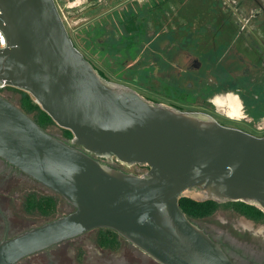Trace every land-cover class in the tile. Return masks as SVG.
Returning a JSON list of instances; mask_svg holds the SVG:
<instances>
[{"label": "water", "instance_id": "1", "mask_svg": "<svg viewBox=\"0 0 264 264\" xmlns=\"http://www.w3.org/2000/svg\"><path fill=\"white\" fill-rule=\"evenodd\" d=\"M0 28V82L28 92L73 134L51 133L0 93V157L72 206L1 240L0 264L95 228L162 264H235L179 202L242 201L264 213V135L105 78L74 44L55 0H0ZM111 157L146 170L103 161Z\"/></svg>", "mask_w": 264, "mask_h": 264}, {"label": "rangeland", "instance_id": "2", "mask_svg": "<svg viewBox=\"0 0 264 264\" xmlns=\"http://www.w3.org/2000/svg\"><path fill=\"white\" fill-rule=\"evenodd\" d=\"M63 17L67 30L74 44L83 54L104 73L107 79L128 85L138 90L143 96L156 102L179 106L182 110L203 111L213 115L224 125L237 127L251 134L264 135V85L258 84V72L245 76L242 74L245 65H241L232 58L222 61L217 66L218 57L215 49L201 50L196 33H182V38L174 39L172 33L163 26L157 27L152 22L146 24V33L143 39L135 37L138 43L133 47L134 54L124 49L123 42H119V36H113V31L121 27L125 19L132 14L151 19L152 14L162 0H55ZM188 1V0H187ZM225 0H219L221 6L229 9ZM93 2H98L97 8L89 7ZM201 0H190L186 10L193 13L198 25L208 19L216 18L213 12H209ZM208 32L214 30V25L207 22ZM103 27L109 36L110 49L98 46L92 37L96 28ZM108 30V31H107ZM183 29H180L182 31ZM200 32L205 33V28ZM123 34L121 33V36ZM116 36V37H115ZM202 43V42H200ZM94 45L99 54L94 55L87 49V45ZM228 55V54H227ZM104 58V59H103ZM225 62V63H224ZM243 76H242V75ZM242 76V77H241ZM214 84L215 90L211 94H203L201 88L204 84ZM227 91V92H226ZM239 95L242 103L243 117L239 119L228 118L221 107H217L211 101L216 95L227 93ZM4 94L12 101L18 103L22 92L9 90ZM34 99V98H33ZM35 100V99H34ZM244 108V109H243ZM48 131L64 136L63 128L56 123L47 128ZM118 168L127 172L141 173L146 170L141 165H125L111 157ZM17 190L20 194L18 201L10 203V211L5 212L9 218L11 213L16 215L18 230H26L38 226L48 220L70 212L72 209L60 195L48 191L39 183L25 181ZM38 196H53L56 200V210L50 215H42L38 211L28 212L25 209V198L28 193ZM6 208H9V207ZM230 207L226 204L217 205L214 212L205 217L195 219L202 225L218 227L231 226L236 218L230 213ZM97 229L90 230L79 237L70 239L68 243H82L79 251L88 254V245L95 244ZM70 263L64 259H49L45 254H33L19 264H65ZM71 264V263H70ZM74 264H89L85 257L78 258Z\"/></svg>", "mask_w": 264, "mask_h": 264}, {"label": "flooded vegetation", "instance_id": "3", "mask_svg": "<svg viewBox=\"0 0 264 264\" xmlns=\"http://www.w3.org/2000/svg\"><path fill=\"white\" fill-rule=\"evenodd\" d=\"M224 2L230 9L228 21L223 22L219 27L214 26L215 28L212 32H208L205 29V33H202L200 28L195 27L194 31L198 42L201 45L203 38L206 36L210 37L216 57H218V54L222 55L221 64L225 58L228 60L232 57L241 65H245L242 71L245 76L254 75L257 70V82L264 85V0H225ZM97 4L98 2H93L89 7ZM135 14H132L131 17H134ZM129 19H125L123 22ZM9 90L7 89L6 91ZM262 112L264 113V110ZM103 161L116 166L112 159L107 158L103 159ZM25 181H28V183H39L0 157V241L24 231L18 230L14 213H11L9 218L4 215L5 212L10 211L8 205L13 203V200L18 201L20 194L17 187L19 186L20 188ZM46 189L49 191L47 187ZM29 194L35 193H28L27 196ZM35 195L39 197L37 194ZM219 204L228 205L230 213L236 218H241L242 221L237 219L231 226L226 228L197 223L215 241L221 243L235 264H264V218L249 217L231 205L230 202ZM7 206L9 208H6ZM69 207L72 209L70 204ZM95 229L98 231L94 238L95 244L88 245L87 255L79 251V247H77L82 245V243L71 244L68 241L88 231L33 254L42 253L49 259H64L70 261L71 264L75 263L77 257H85L89 264H162L119 234L114 237L116 241L113 243L109 245L101 244L100 233L102 229L105 230L107 228ZM31 255L22 258L17 264Z\"/></svg>", "mask_w": 264, "mask_h": 264}, {"label": "trees", "instance_id": "4", "mask_svg": "<svg viewBox=\"0 0 264 264\" xmlns=\"http://www.w3.org/2000/svg\"><path fill=\"white\" fill-rule=\"evenodd\" d=\"M190 0H162L157 7L154 8V11L147 12V16L149 14H154L151 19H146V17H142L136 15L134 17H130L129 20L124 22L121 27H117L116 31H113V36H119V42H123L124 49L130 51L131 54H134L135 48H133L138 41L135 40L136 36L140 38V41L143 39V34L146 33V24L148 22H152L155 26L164 27V29L170 31L172 33L174 39L177 38L181 39L183 35L182 33H187L190 31L194 33L195 27L197 28H205L207 31L209 28H206L209 22L211 25L219 27L223 24V22L228 21V17L230 15V9L225 6H221L219 0H201V2L205 5L208 3L206 9L209 12H213L216 15V18L208 19L202 23V25H198L193 16V13L189 10H186L187 6L189 5ZM92 8H97V6H93ZM180 29H183L180 31ZM108 31V30H107ZM121 33L123 34L121 36ZM109 36L106 32V29L103 27H98L93 32L92 37L95 39V42L98 46L106 49H110L109 47L113 48V45L109 46ZM116 37V36H115ZM87 49L91 51L94 55L97 56L99 54L95 49L94 45H87ZM212 43L210 42V37L206 36L203 38V43L201 44V50L205 49L209 50ZM98 56L101 57L99 54ZM104 59V58H103ZM98 69V68H97ZM99 70V69H98ZM99 72L106 78L104 73L99 70ZM261 85V84H260ZM214 84L206 83L202 86L201 92L205 95L211 94L215 90ZM8 89L10 90H17L22 92L21 96L19 97V105L45 129H47L50 125L54 124V120L52 117L41 108V106L33 99V97L26 91L18 89L16 87L9 86ZM180 108L179 106H176ZM181 109V108H180ZM63 134L65 138L70 139L73 134L69 129L63 128ZM180 206L185 211V213L191 217L192 219L203 218L209 216L214 212L219 202L215 200H206V201H198L189 196H183L180 199ZM231 205L238 208L240 211L248 215L249 217H260L264 218V213L261 209L256 206L244 203L242 201H234L230 202ZM25 209L28 212H35L38 211L42 215H50L55 212L56 210V200L53 196H46L42 195L37 197L35 194H29L25 201ZM118 233L112 229H102L100 233V242L104 245H109L116 241L114 237ZM114 235V236H113Z\"/></svg>", "mask_w": 264, "mask_h": 264}, {"label": "bare ground", "instance_id": "5", "mask_svg": "<svg viewBox=\"0 0 264 264\" xmlns=\"http://www.w3.org/2000/svg\"><path fill=\"white\" fill-rule=\"evenodd\" d=\"M211 101L215 106L223 108L228 118L230 117L232 119L235 118L240 120V118L243 117V102H241L239 95L229 92L224 95H216Z\"/></svg>", "mask_w": 264, "mask_h": 264}, {"label": "built area", "instance_id": "6", "mask_svg": "<svg viewBox=\"0 0 264 264\" xmlns=\"http://www.w3.org/2000/svg\"><path fill=\"white\" fill-rule=\"evenodd\" d=\"M7 45V39L5 37V34L3 30L0 28V49L6 47ZM9 85L5 82H0V93H3L8 89Z\"/></svg>", "mask_w": 264, "mask_h": 264}]
</instances>
